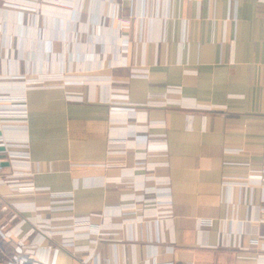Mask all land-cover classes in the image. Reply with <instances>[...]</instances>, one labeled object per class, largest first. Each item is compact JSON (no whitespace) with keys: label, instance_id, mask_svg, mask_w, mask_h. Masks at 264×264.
<instances>
[{"label":"crops","instance_id":"crops-1","mask_svg":"<svg viewBox=\"0 0 264 264\" xmlns=\"http://www.w3.org/2000/svg\"><path fill=\"white\" fill-rule=\"evenodd\" d=\"M0 95V264H264V0H0Z\"/></svg>","mask_w":264,"mask_h":264},{"label":"built area","instance_id":"built-area-1","mask_svg":"<svg viewBox=\"0 0 264 264\" xmlns=\"http://www.w3.org/2000/svg\"><path fill=\"white\" fill-rule=\"evenodd\" d=\"M45 79H40L37 81V83H42ZM77 99V98H76ZM0 101H17L16 98L9 96V95H0ZM5 182H8L10 184H14L13 189L19 193L25 192V191H31L33 190L32 186L28 185V186H23V185H19L16 184V180L14 181L13 179H6L4 180ZM2 234V230L0 228V235ZM25 246L24 245H17L16 246V251H17V255H14L12 260L10 262H8V264H54V262L48 263L44 260H40V259H29V257L27 256V251L25 250ZM80 264H85V262H81Z\"/></svg>","mask_w":264,"mask_h":264},{"label":"water","instance_id":"water-1","mask_svg":"<svg viewBox=\"0 0 264 264\" xmlns=\"http://www.w3.org/2000/svg\"><path fill=\"white\" fill-rule=\"evenodd\" d=\"M0 151H5V147L4 146H0ZM8 157V154L7 153H2L0 154V166H8L9 165V162L7 160H4ZM2 201H0V214H3L5 213L7 210H8V207L7 206H2ZM13 211H9L7 214H6V218L7 219H11L13 218ZM17 218H13L12 220H16Z\"/></svg>","mask_w":264,"mask_h":264},{"label":"rangeland","instance_id":"rangeland-1","mask_svg":"<svg viewBox=\"0 0 264 264\" xmlns=\"http://www.w3.org/2000/svg\"><path fill=\"white\" fill-rule=\"evenodd\" d=\"M41 1H45V0H41ZM47 1H51V0H47ZM52 1L54 2V1H58V0H52ZM59 3H60V2H59Z\"/></svg>","mask_w":264,"mask_h":264}]
</instances>
